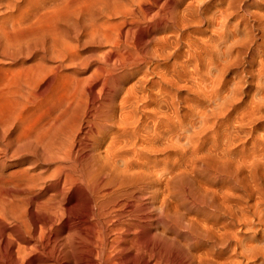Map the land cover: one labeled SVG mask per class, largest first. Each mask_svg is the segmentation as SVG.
<instances>
[{
  "label": "bare ground",
  "instance_id": "bare-ground-1",
  "mask_svg": "<svg viewBox=\"0 0 264 264\" xmlns=\"http://www.w3.org/2000/svg\"><path fill=\"white\" fill-rule=\"evenodd\" d=\"M228 3L0 0V264L263 257L264 245H243L245 207L228 183L242 173L224 126L192 125L194 102L182 113L178 96L199 91L197 74L217 59L239 2ZM227 58L215 64L222 77Z\"/></svg>",
  "mask_w": 264,
  "mask_h": 264
},
{
  "label": "rangeland",
  "instance_id": "rangeland-1",
  "mask_svg": "<svg viewBox=\"0 0 264 264\" xmlns=\"http://www.w3.org/2000/svg\"><path fill=\"white\" fill-rule=\"evenodd\" d=\"M225 1H226V3L230 2L231 6H229V7H231V8L232 7L234 8L235 6H237V3L239 2L237 7L238 8L241 7V8L238 12H237L238 8L236 9V7H235L234 9H236V10L233 9L236 13L233 14V16L228 18L226 21L227 25L225 28L224 38L217 39V41H215V43L213 44V46H215V47H213V49H214L213 53L217 56V59L214 60L215 61L214 64H213V62L212 63L210 62L211 64L209 63V66L207 68H204L205 70L202 69L197 74L199 77L196 76L197 79L196 78L195 79L197 81L196 86L201 87V88L197 87V89H200L199 91L196 90V93H194L193 95H190L189 92L187 91V89H185L183 87L182 88L183 90L180 89L178 91V96H180V98H181L180 99V105H181L180 108L183 107V108H181L182 113H184L186 111V109L184 110L185 105H186L185 103L189 99H192L194 102L196 112H194V114L191 115L192 117H189V120H191L190 123H192V125L194 124L195 126L198 127L202 123L204 116H208L212 122H215L217 125H220L221 127L224 126L223 129L225 130V132L228 136L227 138L230 141V145H229V146H231V147H229L230 152L231 151L233 152V154H231L232 159H234L236 157L234 160H231V162H233L235 164L236 162H234V161L237 160V158H238L237 161L240 164L236 163L235 166H236V168H238L237 166L241 167V169L238 168L237 170H238V173H242V175H243L242 176L241 174H239V178L237 175V178H238V180H237V178H235L236 176H233L235 174L232 173L231 178L233 177L232 178L233 180L230 178L228 181L229 190L232 194L231 197H233L232 200L234 199V200H237V201H240L241 203H243V204H241V203L240 204L245 207L244 208L245 217H247V219H248V221L246 219L247 226L245 225L242 227L243 245H246V243H247L246 246H248L250 244L249 242H251L253 244V246H258V247L260 246L261 247V245H264V202H263L264 201V0H262V1L256 0V3H255V0H241V2H240V0H225ZM233 2H234V4H233ZM214 3H215L214 5L217 4V2H214ZM230 4L228 3V5H230ZM244 5H245V7H244ZM244 8L249 9L250 11L249 10L248 11L251 13L249 14V12H245L247 10H244ZM213 10L216 11V9H213ZM214 13L217 14V11ZM252 13H253V16H255V17H252V15H251ZM236 15H238V16L236 17ZM240 16H242V17H240ZM237 18H238V21H236ZM246 18H248V19H246ZM252 18L256 19V21H254V19H252ZM232 20L235 21L234 22L235 24L238 23L237 27L235 24H233ZM230 23L233 25H231ZM251 26L255 27V28H252ZM201 29L203 30L204 27L198 29L197 32L199 30L201 31ZM230 29H231V31H230ZM232 29H234V30H232ZM245 32H247V34ZM235 34H237V35H235ZM248 35H251L252 42L250 40L251 38L248 37ZM229 36H230V38H229ZM238 36H240V38H243V37L246 38L247 37L246 41H244V43L242 45L243 48L240 46H239L240 48H238L237 45L234 42H232L233 45L234 44L236 45L233 47L232 43H230V41H235L236 38H239ZM245 38H244V40H245ZM225 39H228V40H225ZM232 39H235V40H232ZM216 42H220V44L216 43ZM222 42H224V43L222 44ZM224 44H225V46H224ZM244 44H247V45L244 47ZM217 45H219V46H217ZM216 47H218L219 49L218 48L216 49ZM224 47H225V49H224ZM226 47L227 48L229 47L230 50L228 49L229 50L228 51ZM231 47H233V48H231ZM235 47L237 48V50L239 49V51L241 52V54L239 56L235 52L236 51ZM243 49H244V51H243ZM226 50L228 52L232 51L230 53L233 55L230 54V57H229V53ZM219 51H221V52L224 51V53L227 52L226 54H228V55H226V56L230 60L234 59V57L236 55L239 58V59L237 58L236 60L234 59L235 62L237 63L236 64L234 62L235 65L232 61H230L227 58L229 60V63H228L229 65H228V69H227L228 71L225 72L226 74H224L223 77L218 73L220 75L219 76L220 78L218 77L219 78L218 81H220L221 83L216 82V80H217L216 76H218V74L216 73V72H218L217 71L218 68L216 67L218 65L217 60H218V58H223V56L224 57H226V56L223 52L221 53ZM218 55H220V56L218 57ZM221 55H223V56H221ZM238 60H239V64H238ZM215 64H216V66H215ZM210 66H212V68ZM202 72H204V74H201ZM208 74H209V76H208ZM215 78H216V80H215ZM220 79H222V81ZM196 81H195V84H196ZM213 82H215L216 88H215V86L213 87V84H212ZM182 84L185 85V82H182ZM199 85H201V86H199ZM217 85H219V86L217 87ZM210 86L213 88H211ZM182 97H184V98L182 99ZM181 100H182V102H181ZM211 109H213L214 111ZM205 112H207V113H205ZM210 112H212L213 114H211ZM220 114H222V115H220ZM248 117H250V118H248ZM200 118H201V121H200ZM195 126H192V127L195 128ZM192 127H188V128H190L189 130H191ZM238 152H240V153H238ZM242 154H244V155H242ZM233 155H235V157H233ZM254 162H256L255 163L256 165L254 164ZM233 163H232V165H233ZM251 176H253V177H251ZM240 177H242V179H240ZM230 182L232 184L234 183L235 186L238 184L237 187L235 188L236 190L234 189L235 186L232 185ZM249 183L251 185H249ZM230 184H231V187H230ZM234 195H237V198L239 196L240 200L237 199ZM261 195H263V196H261ZM256 196L258 198H256ZM261 200H262V202H261ZM256 201H257V203H256ZM251 205L252 206L254 205L255 209H254V206L250 207ZM261 205H262V207H261ZM256 207L258 209L259 208L260 209L258 210ZM256 210H258V211H256ZM252 211L253 212L256 211V212H254L255 215L253 214ZM250 212H252V213H250ZM257 212H259V213H257ZM249 220H250V222H249ZM252 222H253V224H252ZM258 222H260V223H258ZM249 224H252V225H249ZM258 224H260V225H258ZM248 227H249V229H248ZM244 228L248 229V231L252 230V232L251 231L248 232L245 229L246 233H244L245 232ZM249 234H250V237H248ZM254 235L256 237H254ZM245 237H246V239H245ZM247 237H248V239H247ZM246 240L249 242H247ZM253 242H255V244ZM252 244H250V245H252ZM261 248L264 249V246H262ZM261 254H264V251ZM64 256L65 255H63V254H61L59 256L60 259L63 257L62 258L63 260L62 259L60 260L62 262V263L60 262L61 264L65 263V257ZM261 260H262V262H261ZM246 264H264V255H263V257H262V255H259V257L254 262L249 261Z\"/></svg>",
  "mask_w": 264,
  "mask_h": 264
}]
</instances>
